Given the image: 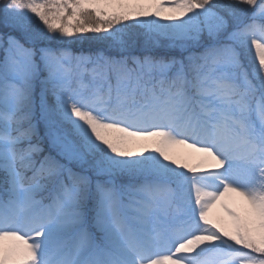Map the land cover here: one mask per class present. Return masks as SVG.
<instances>
[{"label":"snow or ice","instance_id":"1","mask_svg":"<svg viewBox=\"0 0 264 264\" xmlns=\"http://www.w3.org/2000/svg\"><path fill=\"white\" fill-rule=\"evenodd\" d=\"M0 264H264V0H0Z\"/></svg>","mask_w":264,"mask_h":264},{"label":"rangeland","instance_id":"2","mask_svg":"<svg viewBox=\"0 0 264 264\" xmlns=\"http://www.w3.org/2000/svg\"><path fill=\"white\" fill-rule=\"evenodd\" d=\"M216 212H217L218 215H223V213H222V211L220 209H217Z\"/></svg>","mask_w":264,"mask_h":264}]
</instances>
